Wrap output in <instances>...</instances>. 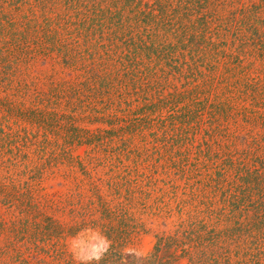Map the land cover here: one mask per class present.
<instances>
[{"label":"trees","instance_id":"trees-1","mask_svg":"<svg viewBox=\"0 0 264 264\" xmlns=\"http://www.w3.org/2000/svg\"><path fill=\"white\" fill-rule=\"evenodd\" d=\"M89 1L91 16L83 14V18L89 21L83 25L60 16L44 18L34 26L29 22H18L9 13L0 18V210L2 207L17 210V215H11L8 220L0 212V241L3 245L0 246V264H50L41 256L48 254L46 241L60 233L59 222L51 214L77 219L80 227H97L116 249L124 246L141 228L128 214V208L146 207L151 192L157 189L158 181L154 176L159 168L164 169L166 162L169 169H182L184 161L177 162L169 155L178 151L182 155L187 153L180 144L181 135L176 140L162 138L163 147L145 148L146 155L138 148L132 153L124 148L113 150V147L97 144L96 135H89L75 125L81 119L105 118L102 114L100 117L91 115L92 103L80 108L84 117L58 113L56 110L60 107L69 109L68 105L73 107L74 101L91 98L104 105L102 111L112 106L120 109L129 104V98H139L150 92L156 86L150 80L159 74L158 78L162 75L175 78L177 75L178 78L192 80L187 83L193 89L189 99L197 106L200 91L207 92L204 99L212 97L211 92L214 91H223V94L233 97L234 92L242 89L240 85L244 89L251 86L254 95L246 97L256 108L264 110L263 88V96L255 95L259 94L260 81L249 85L248 79H235L249 70V66L243 63L245 58L251 59V67L257 62L264 64V0L254 8L258 12L252 17L243 7L226 20L218 17L209 21L207 19L216 16L217 7L224 6L226 0H110L107 8H101L105 0ZM55 4L50 2V10ZM70 4L78 9L89 3L71 0ZM37 6L47 8L46 3L35 0ZM209 9H212L211 16L203 13ZM14 10L20 12L21 7ZM66 26L74 28L70 31ZM59 29L62 35L57 32ZM140 31H157L158 34L143 40ZM170 32L177 33L180 38L175 45L164 44L165 35ZM94 35H98L95 41ZM80 38L87 47L80 48L77 44ZM223 47L224 51L221 50ZM227 47L229 52L225 51ZM202 67L204 71L201 72L199 68ZM60 77L63 82L57 81ZM228 78L234 80V85ZM197 80L201 85L191 84ZM181 98L188 97L180 96L178 99ZM233 99L215 104L218 106L212 114L215 121L233 120L228 113ZM199 111H203V107L190 116ZM185 116L188 115L181 117L185 119L184 125L197 118ZM11 120L35 125L41 135L26 129L14 131L9 126ZM154 121L166 125L171 118H136L130 131L135 135L141 129L152 130ZM246 124L264 129V112L247 117ZM198 126L200 130L203 125ZM218 127L223 125L216 122L212 132L219 133ZM63 130L67 138L65 145L87 144L92 147L86 159L72 156L69 148H58L56 142L49 139L60 138ZM248 137L251 139L248 143L250 148L240 155L243 160L237 161L232 154L225 153L227 162L216 164L219 167L216 176L219 178L224 175L222 170H226V180L229 170L235 172L234 180L228 179L226 183L223 201L224 208L230 207L233 215L222 217L225 223L233 225L216 229L204 219H199L200 215L192 205L196 217L188 220L190 223L182 229L179 237L159 239L156 251L162 244L180 249L182 256H187L190 248L205 256L206 250L211 248L214 249L213 257L223 250L224 244L235 245L241 236L251 237L249 234L253 228L256 239L260 241L252 244L264 241L260 234L264 230V133ZM154 138L157 140L156 134ZM124 141L121 146L125 145ZM217 146L220 148L219 144ZM100 152L105 156L100 158ZM127 158H131V161L127 160L129 165L125 164ZM111 161L114 164H110ZM145 163L148 166L144 168ZM27 174V180L21 182ZM16 176L20 179L17 185L13 180ZM207 177V180L215 178ZM47 185L59 190L47 192ZM175 186L174 183V189ZM145 188H152L151 192H146ZM209 200L205 201L208 217L215 219L218 225L220 221L217 220L221 216L210 209L212 199ZM248 212L254 222L251 227L240 222ZM74 227L77 228L76 225ZM244 256H250L252 264H260L258 255L246 253Z\"/></svg>","mask_w":264,"mask_h":264},{"label":"rangeland","instance_id":"rangeland-1","mask_svg":"<svg viewBox=\"0 0 264 264\" xmlns=\"http://www.w3.org/2000/svg\"><path fill=\"white\" fill-rule=\"evenodd\" d=\"M39 1L46 3L47 8L41 9L40 6L35 7V0H0V18L2 19L4 13H9L11 16L14 15L18 22H29L32 26H34L35 23L41 22L44 18L53 19L56 16H60V18H65L67 20L70 18V21L77 24L80 23V25L85 23L87 24L89 22L86 20L87 18H83L84 13L91 16L92 7L89 0H86L89 4L86 5L85 8L81 6L78 9L74 6V4L73 6L70 4L71 0H69V2L68 0ZM99 1L101 2V0ZM50 2H56L53 6V10H50L49 8ZM109 2L110 0H105L101 8H107V4ZM223 4L224 6L219 5L217 7L216 16H211L212 9L203 10L204 14L211 16L207 19V21L215 20L218 17L226 20L231 17V14L234 11H238L243 7H246L249 11L247 15L252 17L256 12H258L255 11L254 8L261 5L262 0H226ZM18 6L21 7L20 12H16L17 10H14ZM73 28V26H69L68 28L66 26V29L70 31H72ZM57 32L62 35L61 29L57 30ZM154 33L158 34L157 31L153 33L144 32L142 33V39L146 40L147 36L151 37ZM176 35L178 34L171 32L165 35L167 37L164 44L175 45V43H178L180 38ZM97 37L98 35H94V41L97 40ZM80 39L77 43L80 48L87 47L88 45L83 42L84 40ZM94 41L92 43H94ZM221 50L224 51V47L221 48ZM225 51L229 52L228 47ZM219 61L222 63L220 59ZM250 62L251 59H244L243 63L249 66V70L238 75L235 79L242 81H247L245 79H248L249 85L260 81L259 84L261 85V88L258 90L259 94L255 95L263 96L264 64L257 62L251 67ZM199 70L202 72L204 71V68H199ZM158 76L160 75L158 74L157 78L150 80L153 86L156 85L150 90V92L143 93V95L139 96V98H129V104L121 107L120 109L112 106L111 109L108 108L105 109L107 111H102L104 105H101L97 100L90 98L87 101H84V99L74 101V108L68 105L69 109L63 106L62 108L60 107L56 110L58 113L65 112L67 115L69 114L76 115V117H84L85 115L80 108L87 107L88 103H92L93 110L91 111V115L100 117L102 114L105 115V118H98L97 120L91 119L92 121L90 119H81L75 125L77 128L86 131L89 135H96L98 139L97 144L106 145L105 147L109 148L113 147V150L114 148H124L127 152L132 153L133 149L138 148L141 152H144V155H146L145 148L151 149L154 145L157 149L163 147L164 144L160 142L164 141L162 138L172 137V140H176V137L181 135L182 138L180 140V144L185 148V152H187L186 154H188V156H186L185 153L182 155L180 151L175 153V155H173V152L169 153V155L177 162L184 161V163L181 164L182 169L178 170L176 167H171L169 169L167 166L169 164H167V162L164 169L159 168L158 174L154 176V178L158 181L157 189L154 188V192L150 191L152 188L149 190L146 188L144 189L146 192H151V198L146 202V207L138 206L132 209L128 208L127 210L128 214L133 216L141 228H139L131 236V240L128 243L126 242L124 246L116 249L115 245L112 243V249L101 261V264H122L121 251L125 247L143 250L144 253H146L145 257L141 260H137L135 257L129 256L126 264H224L225 260H227V264H243L242 262L248 264L251 257L244 256L246 253H248V255H258L260 264H263L264 241L259 244H252L260 241L259 239H256L257 237H255L256 232L254 231V228L250 231L249 236L251 237H248V235L241 236L240 242L235 245L229 246L224 244L223 250L214 254L213 257H211V255L214 253V249L212 250L211 248L206 250L205 256L201 255V253L194 248H190L188 250L189 254L187 256H182L180 249L175 248L174 246H162V244L161 248L156 251L155 248L159 239L180 236L182 229L187 227V224L190 223L189 221H192L193 217H196L195 214H193V210L200 215L199 219H204L206 223L211 224L212 227H215L216 229H223L224 227L233 225V223L230 222L225 223L226 220H222V217L227 218L232 214L230 207L224 208L225 206L223 201L225 199L224 191L227 190L226 183L234 180L235 172L233 170H229V178L226 180V170H222L224 171V175L219 178V176H216L219 169V167H216V164H219L221 161L227 162L228 159L227 156H224L225 153L227 155L232 154L237 161L242 159L243 157L240 155H243L245 150L250 148L248 143L251 139L248 135H261L264 133V129L260 126L255 127L253 125L246 124L247 117H253L257 115V113L264 112L263 109L256 108L250 99L246 97L248 95H254L251 92L254 88H251V86L244 89L243 86L240 85V88L242 89L234 92L233 97L228 94H223V91H214L211 92L213 95L212 97L204 99L207 97V92L200 91L199 95H197V98L200 99L197 101L199 102V106H197L195 101L192 102V100L189 99V94L193 89L189 86L190 84L187 85V83L192 80H184L182 77L178 78L177 75L174 76L175 78H165L164 75L158 78ZM227 76L228 74L225 75V79ZM228 80H230V78H228ZM57 81L63 82L62 77H60ZM230 81V84L234 85V80ZM191 84L201 85V81L197 80ZM46 87L48 88V85ZM46 87H44V90H47ZM262 88L263 90H261ZM180 96L188 98L178 99ZM230 98L234 99L231 101V104H233L232 109L228 110V113L233 120L215 121L212 116V114H215L218 109V106L215 104L220 103L224 99ZM161 101L162 103H160ZM152 104H154V106ZM202 107L203 111H199L190 116L193 112ZM186 114L188 116L185 117L188 119L193 117L197 118L192 121H188L189 123L184 125L182 123L185 119L181 117ZM145 117H147V119L148 117L153 119H161V117L163 119L171 118V122H166V125H164V123L154 121L153 128H151L152 130L141 129V132L138 131L135 135L131 133L130 128H132V122H134L136 118ZM117 118L118 120H116ZM216 122L218 125H223V127H218L216 129L219 130V133L212 132ZM63 125H65L64 122ZM198 125H203L200 127V130ZM9 126L17 132L26 129L32 133H37L39 136L41 135V132H38L35 125L30 126L23 122H15V120H11ZM65 132L66 131L63 130L61 137L56 140L54 138L49 139L56 142L58 148L64 146L65 149L69 148L72 156L86 159L88 152L92 147L87 144H74L72 146H68L67 144L65 145V142L67 141V138L64 137ZM164 132H166L167 135H162ZM155 134L158 137V141L154 138ZM123 140H125V145L121 146ZM156 141L157 143L155 144ZM217 144L220 145V148ZM166 146L167 145L165 143V147ZM103 155L104 154L102 152L99 153L100 158H102ZM112 158H116V156H113ZM145 158L146 156L144 159ZM155 158L156 156L152 159V161ZM127 160L131 161V158H127L125 161V164L129 165L130 161ZM146 163L144 164V168L151 164V162L148 165H146ZM110 164L114 163L111 161ZM142 172L147 173L148 171L146 172L143 170ZM207 175L210 177L215 176V178H211L214 182L213 180H207ZM27 177L28 174L26 177H23L21 182L24 180L26 181ZM18 179L19 178L17 176L13 177L16 185L20 180ZM174 183L177 186H175L176 189L173 188ZM45 187L47 188V192L50 193L59 190L58 187H50L48 185ZM209 199H212V208L210 209L215 210L217 215L221 216V219L217 220L220 221L218 225L215 224V219L211 220V218L208 217L209 213L207 207L205 206V201H208ZM159 200L160 202H158ZM153 201L154 203H152ZM192 205L194 206L193 210ZM13 208L2 207L0 210L3 215L2 217L8 220L11 218V215L16 216L17 210ZM51 216L59 222L60 233L56 235V237H52L51 240L46 241L47 246H45V248L49 251L47 255L43 254L41 257L50 264H65L68 262L74 263L71 255L67 251V242L71 236L75 235L82 227L85 226L80 227L79 224L77 225L79 220L71 219L67 216L62 217L61 215L57 216L55 214H51ZM251 216L252 214L248 212L246 215H243L240 222H243L244 224L248 223L250 227L253 226L252 224L254 222L250 219ZM236 218L237 213L235 214L234 221ZM75 225L77 228L74 227ZM260 234L264 238V230H261ZM1 245L2 242L0 241V246ZM113 253L116 254V257H111ZM260 253H263V255H260ZM11 264L14 263L11 262ZM250 264L252 263L250 262Z\"/></svg>","mask_w":264,"mask_h":264},{"label":"clouds","instance_id":"clouds-1","mask_svg":"<svg viewBox=\"0 0 264 264\" xmlns=\"http://www.w3.org/2000/svg\"><path fill=\"white\" fill-rule=\"evenodd\" d=\"M112 249V241L97 227H82L67 242V251L74 264H101V261ZM146 253L139 249L125 247L121 251L122 264H126L129 256L141 260Z\"/></svg>","mask_w":264,"mask_h":264}]
</instances>
